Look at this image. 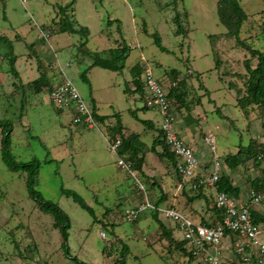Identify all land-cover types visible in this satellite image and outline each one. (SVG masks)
Wrapping results in <instances>:
<instances>
[{
  "label": "rangeland",
  "instance_id": "374dc122",
  "mask_svg": "<svg viewBox=\"0 0 264 264\" xmlns=\"http://www.w3.org/2000/svg\"><path fill=\"white\" fill-rule=\"evenodd\" d=\"M70 1L0 0V35L12 40L15 69L23 85L20 88L9 72L8 60H0V120L12 124L10 153L16 160L40 161L34 188L45 200L56 203L69 222L64 246L52 216L29 195L26 173L8 170L0 151V264H122L117 260L123 245L128 247L124 264H183L187 256L173 243L169 245L151 208L135 221L124 217L126 208L138 205L145 197L155 204L164 195L159 204L166 205L170 193L161 192L162 181L178 179L169 160L150 151L157 130L143 125L130 112L154 125L160 120L155 110L143 109L144 97L133 91L130 68L147 63L166 89L182 80L186 97L183 103L172 99L174 128L207 157L213 154L204 137L213 132L215 154L223 158L235 153L240 142L247 144L248 134L261 133L260 109L256 106L245 113L235 104L245 89V63L254 67L257 59L227 34L217 16V0H75L73 18L89 29L82 48L79 34L60 32L52 22L57 6ZM239 2L247 13L240 39L264 52V0ZM176 14L180 33L176 32ZM154 32L166 51L153 42ZM121 43L130 48L122 71L90 67L91 58L83 50L100 52ZM8 52V45L0 41V56ZM55 69L73 82L100 115H107L103 123L92 129L74 124L70 112L59 111L50 102L47 87L35 91L26 84L41 71L47 74ZM84 71L87 80L81 76ZM218 109L230 119L221 117ZM117 113L122 133H138L144 143L148 175L117 164L122 156L110 148L115 134L119 136L113 129ZM250 115L254 117L247 122ZM1 137L0 130V145ZM156 149L162 152L160 146ZM252 162L240 165L236 175L247 188L250 184L243 182V176L250 172L251 178L260 177L264 170V163ZM62 188L81 195L93 213L62 194ZM187 191L190 194L191 190ZM180 196L182 205L186 204L187 195L179 192L176 198ZM180 201L177 199L174 206ZM189 206L191 214L187 215L189 209L182 212L197 221L207 204L204 198H196ZM161 220L175 240L182 239L172 220ZM262 228L260 239H264V224ZM230 256L223 257L224 264L235 258Z\"/></svg>",
  "mask_w": 264,
  "mask_h": 264
},
{
  "label": "trees",
  "instance_id": "16d2710c",
  "mask_svg": "<svg viewBox=\"0 0 264 264\" xmlns=\"http://www.w3.org/2000/svg\"><path fill=\"white\" fill-rule=\"evenodd\" d=\"M75 0H71L70 2L64 5H58L56 9V15L52 19V22L57 24L58 31L60 32H68L73 34H79L81 39H83L79 45L80 48L84 47L88 35L89 29L86 26L79 25L73 18V11H74V4ZM184 15L188 16V13L185 11ZM217 16L219 18L220 23L227 28V34L234 37L236 42L243 47L244 49L248 50L249 53L256 57L257 63L254 67L250 66L248 63H245V70L247 73L246 81H245V89L242 95H238L236 97V105L239 106L245 113H248L251 108H255L256 106L260 109V113L263 117L261 121V135L264 138V52L251 47L249 44L244 42L239 37V30L241 28L242 23L247 18V13L243 10L239 0H217ZM176 23V32H181V23L178 14L174 17ZM153 42L156 46L161 49L162 51H166L167 48L162 44L161 37L158 33H152ZM0 41L6 43L9 48L8 53H4L0 56V60L6 59L8 60L9 64V72L18 80V85L20 88H23V85L20 84V78L18 75L17 70L15 69V60L16 55L13 53V46L12 40L7 38L4 35H0ZM129 46L126 44H118L115 47L107 48L100 52H91L87 49L83 50V52L91 58L90 67L98 66L100 68L112 70V71H122L125 66V61L129 55ZM143 70V65L141 63H135L131 66L130 71L132 72V83L134 84L135 88L133 89L134 92L139 94V97H144L143 91V83L140 79L141 73ZM174 70H171V73H174ZM84 80H87L86 71L82 72L81 74ZM28 86H31L33 90L39 91L42 87H47L48 94L50 93L54 81L52 80V76H48L43 71L40 72L39 76L29 82L26 83ZM16 86V85H15ZM183 81H177L176 86H173L169 89L168 97L172 103V99H175L179 103H183L186 97L185 91H183ZM125 91L129 92L128 88L125 87ZM147 108L143 105V109ZM60 111V109H58ZM173 103H172V114L173 113ZM221 117L230 119L228 116L223 115L220 112V109L217 110ZM94 118L98 122H103L107 115H100L97 113L96 109L93 107ZM132 116L140 121L143 125L147 126L148 128L156 129L157 135L153 139L152 144L150 146V151L155 152L160 157H166L171 166L174 168L175 173L178 175L175 165H176V157L175 155L169 150L167 145L165 144L162 138V132L158 125H154V123L149 119H140L137 117L134 111H130ZM116 116V124L113 126V129L116 133L119 134L121 139V143L117 149L118 155L122 156V158L128 162L131 168L141 174L142 172V165L145 160V153L142 151L144 143L140 141L138 133H130L128 135H124L122 133L123 125L120 120L119 114H114ZM157 126V127H156ZM12 124L6 120H0V130L2 133L1 137V159L5 166L10 171H23L26 173V187L28 190L29 195L33 200L36 201L38 207L44 212L48 213L53 218V227L60 230L62 238H63V245L68 238V227L69 222L67 215L60 209V207L51 201L45 200L42 195L35 190L34 186L37 180V173L40 167V161L37 158H33L30 161H21L16 160L14 156L10 153V145H11V129ZM113 134V133H112ZM117 134H115L116 136ZM114 136V137H115ZM116 138V137H115ZM160 146L162 152H158L156 147ZM264 158V140L258 141L255 139H250L247 145L240 144L238 146V150L233 154L226 155L222 163L224 166L229 168L230 170L237 168L241 164H243L246 160L252 159L253 162L257 160H263ZM258 164V163H255ZM181 179V177L179 176ZM196 179H193V182ZM161 188V187H160ZM250 188H254L256 191L264 189V170L260 177H256L251 180ZM202 186H200L197 191V194H194L191 197V200L196 198H201V191ZM217 189L220 191H224L230 195H237L238 194V187L233 185L231 182L230 176L226 174H220L219 180L217 182ZM62 194L65 196L71 197L74 202H76L80 207L87 210L89 213H93L92 208L85 202V200L74 190L70 189H61ZM162 192V191H161ZM164 196V195H163ZM163 196L159 198V200L154 204L155 207H159V202L162 200ZM153 204V203H152ZM214 213L216 214L215 222H218L223 217V211L216 208L213 204L212 206ZM157 208L152 209L151 215L152 217L159 223L162 227L161 233L168 237L169 245L174 244V246L181 250L185 256H187V262L183 264H190L192 257L190 256L189 252L187 251L186 242L181 240H175L172 236L168 228L164 226V224L158 218V211ZM141 214V213H140ZM251 219L255 224L260 225V223L264 222V215H260L255 211H250ZM139 217V216H138ZM138 219V218H137ZM136 219V220H137ZM203 224L213 226L214 223L208 224L207 221H202ZM228 233V232H226ZM231 233V232H230ZM233 234V233H231ZM235 235V234H234ZM128 252L127 245H123L121 257L117 262L124 264L123 256ZM66 254L68 252L66 251Z\"/></svg>",
  "mask_w": 264,
  "mask_h": 264
},
{
  "label": "built area",
  "instance_id": "2783aa9c",
  "mask_svg": "<svg viewBox=\"0 0 264 264\" xmlns=\"http://www.w3.org/2000/svg\"><path fill=\"white\" fill-rule=\"evenodd\" d=\"M140 79L143 83L144 105L155 110L160 117L158 126L165 144L177 159L175 169L178 175L181 179L190 181L191 189L194 191H197L200 186L213 188L215 192L213 204L223 211V217L215 226L197 223L172 207H155L145 197L144 201L138 205L124 210L125 220L135 221L144 210L157 208L160 217L172 220L181 232L182 239L186 242V249L192 257L190 262L192 264H224L222 242L230 232L235 234L234 241L231 243L235 258L230 259L227 264H264V239L259 237L263 230L260 225L252 221L250 215L253 207L264 204V189L256 191L250 188L245 201H240L233 195L218 190L217 182L221 174L222 162L215 154L216 140L213 132L209 131L204 137L209 151L213 154L210 169L206 171L194 149L174 128L172 103L168 92L171 87L176 86L177 81L166 89L147 63L143 66ZM48 97L57 109L74 111L72 114L74 124L87 128L95 127L93 108L81 96L69 78L63 76L59 83L53 85ZM120 143L121 139L118 136L110 144L111 150L117 151ZM117 164L126 169L131 168L130 164L122 158L117 160ZM193 179L196 180L193 182ZM100 235L104 237L103 232H100ZM246 247H249V251Z\"/></svg>",
  "mask_w": 264,
  "mask_h": 264
},
{
  "label": "crops",
  "instance_id": "0c3cea01",
  "mask_svg": "<svg viewBox=\"0 0 264 264\" xmlns=\"http://www.w3.org/2000/svg\"><path fill=\"white\" fill-rule=\"evenodd\" d=\"M15 62H16V60H15ZM16 70L18 72V69L17 68H16ZM18 75L20 77L19 72H18ZM47 75L48 76H52V80L54 81V85L57 84V83H59L61 81V78L64 76V75H62V71L61 70L58 71L56 69L52 73H47ZM28 82H29V80H28ZM235 104H236V102H235ZM90 106L92 108L94 107L96 109L95 105L90 104ZM60 111H68V112L71 113V115L74 114V111L73 110H60ZM245 117L247 118V116H245ZM253 117L254 116H251L250 115V117L247 118V122L250 121ZM95 121H96V123H103L105 120L103 122H98L95 119ZM89 129H92V128H89ZM261 132H262V130H261ZM248 135L251 136L249 138V140H248V143H249L250 139H255V140H258V141L264 140V138L262 137V135H261L260 132H259V134L257 136H254V135H251V134H248ZM115 137L117 138L118 136L116 135ZM115 137H114V139H115ZM181 138L194 149L195 154L198 157L199 161L201 162L203 168L206 171H208L210 169V166H211V163H212V156H208L207 157L206 154H204V152L202 150H200L197 146H195L193 143H191V141L189 139H184L183 137H181ZM240 144H241V142L237 145V148H235V151L238 150V146ZM247 144H242V145H247ZM223 158H220L221 161L223 160ZM244 163H246V164L247 163H251V159L246 160ZM252 163H258V164L261 163L262 164V163H264V161L257 160V161L252 162ZM144 164L145 163H143V165H142V172L144 174L148 175L149 172H147L148 174L145 172L146 170L144 168ZM260 167H263V165H260ZM246 168H248V167H246ZM239 171H240V167L239 166L237 168H235V169L230 170L229 168H227L226 166H224L223 163H222L221 174L223 173V174H226V175L230 176L232 184L233 185H236L238 187V194L237 195H233V196L236 199L240 200V201H245V200H247V196H248L250 187L247 188V186H245L244 184H242L239 181H237L238 178H236V175H237V173H239ZM177 177H178L177 182H173L174 180H171L172 177L168 178V181H166V180L165 181H162V184H161L162 185V187H161L162 188V192L164 194H166L167 191H168L170 193V197H168V199L165 198L166 200L164 202H166L165 203L166 205H163V206L159 205V207H172L174 209H176V207H178V208L181 209V210L179 209L181 212L183 210H185V209H189V210H187V213H188L187 215H189L192 212L191 211V208L192 207L189 206L190 203L193 201V200H191V197L194 195L195 192H194V190L191 189V185H190L191 182L190 181L188 182V180L180 179L179 176H177ZM243 177H244V181L243 182L248 181L249 184L251 182L250 181L251 179L256 178V177L251 178L250 172L247 173ZM249 178H251V179L249 180ZM172 182H173L174 189L173 190H170V187L169 186L171 185ZM166 185H167V187H169V189L166 187ZM189 189L191 190L190 191V194H188L189 192L187 191ZM172 191H173V193H172ZM179 192L180 193H183L185 195V197L187 195L186 200L188 198V202L189 203L187 202L186 204L182 205V201H180L181 200V196L176 198V195H178ZM197 193H198V191H197ZM200 193L202 194L201 195V198H204L206 200L207 206H204L203 214H202V216H200L199 220L195 221L194 219H192L190 217L189 218L192 219V220H194L197 223H199V222L202 223V221H207L208 224L214 223V221L216 220V214L214 213L212 206H213V198H214L215 192H214L213 188H211V187H204V188L201 189ZM172 194L175 197H173ZM177 199L180 201V204L177 205V206H174V205H176ZM251 210L255 211L256 213H258L260 215H264V204H261V205H258L256 207H253ZM158 218L163 223V221L161 220L162 218L160 217L159 213H158ZM216 224H217V222H215L213 226H215ZM262 224H264V222L260 223V227L261 228H262ZM164 226L166 228H168L166 225H164ZM262 230H263V228H262ZM234 237L235 236L233 234H231V233H228L224 237L225 241H224V244H222V254H223L224 257H228L230 255V253H231V256H233V248L231 246V243H233ZM246 249H247V251H249V247H246Z\"/></svg>",
  "mask_w": 264,
  "mask_h": 264
}]
</instances>
